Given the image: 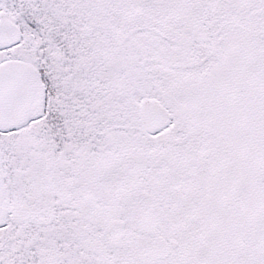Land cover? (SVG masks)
<instances>
[{"label":"snow or ice","instance_id":"6c2138e0","mask_svg":"<svg viewBox=\"0 0 264 264\" xmlns=\"http://www.w3.org/2000/svg\"><path fill=\"white\" fill-rule=\"evenodd\" d=\"M0 264H264V0H0Z\"/></svg>","mask_w":264,"mask_h":264}]
</instances>
